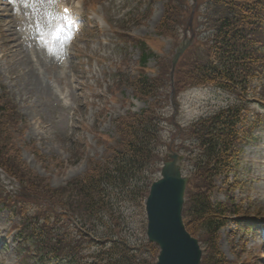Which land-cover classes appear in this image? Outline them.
I'll return each mask as SVG.
<instances>
[{"label": "trees", "instance_id": "16d2710c", "mask_svg": "<svg viewBox=\"0 0 264 264\" xmlns=\"http://www.w3.org/2000/svg\"><path fill=\"white\" fill-rule=\"evenodd\" d=\"M192 10L195 43L176 67V96L210 87L232 96L233 102L186 127L176 126L171 148L185 157L188 183L182 217L187 232L201 245V264H231L218 248V234L244 213L229 192L241 185L242 149L262 123L260 111L252 113L251 108L264 109V0H196L195 6L192 0H167L157 33L177 39ZM136 43L140 72L124 83L145 108L118 117L113 135L105 139L103 158L61 188H49L19 160L15 141L21 135V116L0 86V169L21 190V196H12L0 187V206L18 218L12 229L17 243L22 242L21 259L35 264H152L153 246L146 242L137 249L119 236L129 208L137 205L143 212L169 146L161 137L169 81L164 74L146 75L151 53L142 41ZM217 179L220 190L228 191L222 202L213 201ZM31 200L36 206L26 217L18 204Z\"/></svg>", "mask_w": 264, "mask_h": 264}, {"label": "rangeland", "instance_id": "374dc122", "mask_svg": "<svg viewBox=\"0 0 264 264\" xmlns=\"http://www.w3.org/2000/svg\"><path fill=\"white\" fill-rule=\"evenodd\" d=\"M164 3L82 0L78 35L69 36L62 26L63 31L54 38L53 0H0V86L20 112L21 135L15 141L18 158L49 188H61L83 177L92 162L103 158L105 139L113 135V120L127 111L145 108L146 104L131 97V89L124 83L125 78L140 72L141 50L135 46L136 41L146 40L147 50L152 53L145 65L146 74L168 73L177 44L155 35L164 15ZM188 22L185 17V25ZM184 31L180 30L175 40H182ZM186 36L190 38V33ZM255 86L253 83L251 87ZM177 102L178 113L173 118L170 107L164 113L161 137L166 146L174 140L177 125L186 127L227 107L233 97L214 88L187 89L178 95ZM258 111L262 123L240 156L241 176L237 182L241 185L229 192L244 213L218 234V248L231 264H264V109L251 108L252 113ZM3 176L6 179L0 174V184L21 196L15 181ZM158 178L157 172L152 180ZM215 184L213 201L222 202L228 191L220 190V179ZM18 205L28 217L36 203L20 201ZM127 212L119 236L138 249L147 242L145 215L137 205ZM247 218H252L249 223ZM15 220L0 209V264H32V260L19 262L14 253L10 225ZM250 225L256 232L247 228ZM154 250L153 259L157 253Z\"/></svg>", "mask_w": 264, "mask_h": 264}, {"label": "water", "instance_id": "95a60500", "mask_svg": "<svg viewBox=\"0 0 264 264\" xmlns=\"http://www.w3.org/2000/svg\"><path fill=\"white\" fill-rule=\"evenodd\" d=\"M191 42L192 38L184 39L175 50L171 62L172 71ZM170 99L175 106L174 90L171 91ZM167 158L169 160L160 169V179L151 184L144 202L146 238L157 249L153 264H200L198 241L187 233L182 220L188 181L182 175L184 158L174 152L167 153Z\"/></svg>", "mask_w": 264, "mask_h": 264}, {"label": "snow or ice", "instance_id": "6c2138e0", "mask_svg": "<svg viewBox=\"0 0 264 264\" xmlns=\"http://www.w3.org/2000/svg\"><path fill=\"white\" fill-rule=\"evenodd\" d=\"M67 11L68 10L65 9V12H67ZM65 19H66V21H67V23L69 25H71L72 23H74V21H72L71 19H68V18H65ZM61 31H63V27L61 25H57V27L52 32L53 37L54 38H57L59 36V34H60ZM45 43H47V41H45Z\"/></svg>", "mask_w": 264, "mask_h": 264}]
</instances>
